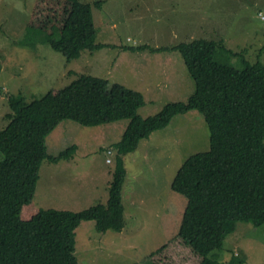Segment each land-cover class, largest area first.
Instances as JSON below:
<instances>
[{
    "label": "trees",
    "instance_id": "obj_1",
    "mask_svg": "<svg viewBox=\"0 0 264 264\" xmlns=\"http://www.w3.org/2000/svg\"><path fill=\"white\" fill-rule=\"evenodd\" d=\"M28 26L39 31L30 47L48 44L64 56L66 65L85 49L108 45L96 41L92 2L35 0ZM218 44L225 49L222 41L209 38L128 47L178 50L195 82L188 100L168 102L146 117L138 113L145 104L140 90L90 74L31 101L22 93L9 95V121L0 129V264H81L76 228L82 221L94 220L99 231H122L127 225L126 155L176 115L191 110L204 115L210 148L191 154L178 169L172 188L188 199L181 226L149 257L154 264H244L241 256L224 261L213 252L223 248L239 221L264 224V63L243 57L245 66L238 68L218 61ZM64 119L86 126L128 119L121 140L109 146L116 166L106 203L81 210L35 204L44 159L69 158L77 149L72 144L57 155L48 152L47 135Z\"/></svg>",
    "mask_w": 264,
    "mask_h": 264
},
{
    "label": "rangeland",
    "instance_id": "obj_2",
    "mask_svg": "<svg viewBox=\"0 0 264 264\" xmlns=\"http://www.w3.org/2000/svg\"><path fill=\"white\" fill-rule=\"evenodd\" d=\"M81 1L92 2L96 41L108 45L85 49L66 65L64 56L48 44L30 47L39 35L28 26L35 0H0V129L9 121V95L22 93L31 101L81 74L140 90L145 104L138 113L144 117L168 102L189 99L195 82L178 50L130 46H171L209 38L237 52L228 53L218 44V61L238 68L245 66L243 57L264 63V0H102V5ZM128 122L86 126L72 119L61 121L47 135L49 154L57 155L72 144L77 149L67 161L44 159L35 204L70 210L67 202L73 200L80 210L106 203L116 166L109 146L121 140ZM156 131L125 157L126 227L99 231L94 220H85L76 228L81 264H154L150 253L178 233L188 199L172 188V182L188 156L210 148V130L204 115L191 110ZM213 254L224 261L237 255L245 258L244 264H263L264 224L239 221L223 248Z\"/></svg>",
    "mask_w": 264,
    "mask_h": 264
},
{
    "label": "crops",
    "instance_id": "obj_3",
    "mask_svg": "<svg viewBox=\"0 0 264 264\" xmlns=\"http://www.w3.org/2000/svg\"><path fill=\"white\" fill-rule=\"evenodd\" d=\"M155 52H157V51H155ZM157 131H155V132H153V134L149 137V138H146V139H151V138H153V136L155 135V133H156ZM143 140H145V139H143ZM142 140V141H143ZM142 143H140V145H141ZM70 158H63V161H67V160H69ZM60 160H62V159H60ZM59 160V161H60ZM51 162V161H50ZM52 162H58V161H52ZM57 175V174H56ZM66 194V193H65ZM67 204L68 205H70V206H72L73 207V209H70V210H76V204H75V202L73 201V200H69V202H67ZM81 210V209H80Z\"/></svg>",
    "mask_w": 264,
    "mask_h": 264
},
{
    "label": "built area",
    "instance_id": "obj_4",
    "mask_svg": "<svg viewBox=\"0 0 264 264\" xmlns=\"http://www.w3.org/2000/svg\"><path fill=\"white\" fill-rule=\"evenodd\" d=\"M263 17H264V16H263ZM109 152H111V150H110Z\"/></svg>",
    "mask_w": 264,
    "mask_h": 264
}]
</instances>
